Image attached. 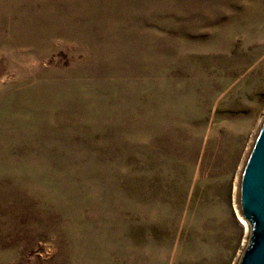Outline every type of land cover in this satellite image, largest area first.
Returning a JSON list of instances; mask_svg holds the SVG:
<instances>
[{
	"label": "rangeland",
	"instance_id": "rangeland-1",
	"mask_svg": "<svg viewBox=\"0 0 264 264\" xmlns=\"http://www.w3.org/2000/svg\"><path fill=\"white\" fill-rule=\"evenodd\" d=\"M263 122L264 0H0V264H239Z\"/></svg>",
	"mask_w": 264,
	"mask_h": 264
},
{
	"label": "water",
	"instance_id": "water-1",
	"mask_svg": "<svg viewBox=\"0 0 264 264\" xmlns=\"http://www.w3.org/2000/svg\"><path fill=\"white\" fill-rule=\"evenodd\" d=\"M240 204L251 238L239 264H264V122L242 174Z\"/></svg>",
	"mask_w": 264,
	"mask_h": 264
},
{
	"label": "bare ground",
	"instance_id": "bare-ground-1",
	"mask_svg": "<svg viewBox=\"0 0 264 264\" xmlns=\"http://www.w3.org/2000/svg\"><path fill=\"white\" fill-rule=\"evenodd\" d=\"M261 118V117H260ZM261 121V120H260ZM258 123H259V120H258ZM258 123L256 125L255 128H252V131L250 133V136H249V139L247 141V143L245 144V147H244V150H243V153H242V156L239 160V165L237 166L238 168L236 170L237 173L235 175V180L233 182V195H232V210H233V213L237 219V221L239 222V224L243 227L245 233L247 234L248 233V224L246 223V221L241 217V213L240 211L238 210V207L236 205L237 203V199H236V192H237V189L239 187V182L241 181V175H240V172L242 171L243 169V165L245 164V162L247 161L248 159V156L250 155V152L252 150V143L251 142H255V136L257 137V127H258ZM214 156L217 157L218 154H213ZM215 159V158H214ZM204 171H206L204 169ZM245 243H246V239L244 238L243 242H242V245H241V250L239 251V254L238 256H240V254L242 253V250H243V247H245ZM233 264H237L236 263V260L233 262Z\"/></svg>",
	"mask_w": 264,
	"mask_h": 264
}]
</instances>
